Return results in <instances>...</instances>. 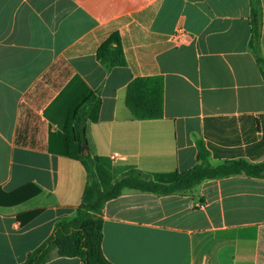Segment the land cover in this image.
Returning a JSON list of instances; mask_svg holds the SVG:
<instances>
[{"label":"crops","instance_id":"crops-1","mask_svg":"<svg viewBox=\"0 0 264 264\" xmlns=\"http://www.w3.org/2000/svg\"><path fill=\"white\" fill-rule=\"evenodd\" d=\"M250 20L249 0H0V264H22L80 205L86 172L65 154V124L89 95L99 108L95 122L84 110L85 146L91 157H124L112 169L185 172L197 140L211 166L263 162L264 84ZM259 24L264 59V0ZM178 29L185 37L174 46ZM114 34L125 66L107 71L96 51ZM155 77L162 117L137 120L127 86ZM101 219L110 264H264V177L165 196L124 189ZM44 264L83 263L53 252Z\"/></svg>","mask_w":264,"mask_h":264},{"label":"trees","instance_id":"trees-1","mask_svg":"<svg viewBox=\"0 0 264 264\" xmlns=\"http://www.w3.org/2000/svg\"><path fill=\"white\" fill-rule=\"evenodd\" d=\"M249 1L251 5L249 47L264 84V59L260 56L257 46L260 30L259 0ZM96 58L107 71L125 66L117 34L108 37L98 47ZM162 100L163 81L159 77L134 79L127 86L126 106L137 120L161 118ZM86 108L89 110L86 113L90 117L89 120L95 122L99 101L89 95L68 113L65 124L66 130L71 134L65 154L79 160L86 172V185L81 203L72 217L55 224L52 234L31 251L22 264H44L50 260L53 252L58 257L78 258L83 264H110L104 259L101 251V212L104 205L120 196L124 189L165 196L187 191L206 180L236 175L264 177V161L251 164L244 159H235L211 166L209 153L201 140L196 141V164L182 173H142L128 166L112 169L108 159L81 155L86 139L80 125L86 122L82 119Z\"/></svg>","mask_w":264,"mask_h":264},{"label":"built area","instance_id":"built-area-1","mask_svg":"<svg viewBox=\"0 0 264 264\" xmlns=\"http://www.w3.org/2000/svg\"><path fill=\"white\" fill-rule=\"evenodd\" d=\"M185 37V32H183L182 29H178L170 38V42L174 45V46H178L182 43L183 38ZM124 157L113 153L109 156V161L111 163H117L120 161H124Z\"/></svg>","mask_w":264,"mask_h":264},{"label":"water","instance_id":"water-1","mask_svg":"<svg viewBox=\"0 0 264 264\" xmlns=\"http://www.w3.org/2000/svg\"><path fill=\"white\" fill-rule=\"evenodd\" d=\"M81 155L83 157H86V156L89 155V151H88V148L86 146L83 147L82 152H81Z\"/></svg>","mask_w":264,"mask_h":264}]
</instances>
